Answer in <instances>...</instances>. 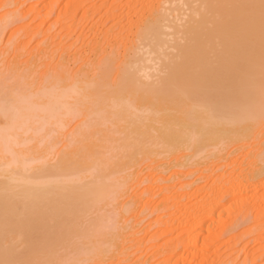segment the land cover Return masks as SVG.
Masks as SVG:
<instances>
[{
	"label": "bare ground",
	"instance_id": "obj_1",
	"mask_svg": "<svg viewBox=\"0 0 264 264\" xmlns=\"http://www.w3.org/2000/svg\"><path fill=\"white\" fill-rule=\"evenodd\" d=\"M140 4L144 6H139ZM126 5L131 14L142 7V10L135 14L136 20L133 19L135 22L132 17L130 19L134 24L131 23L132 21L128 23L133 24L134 30H129L133 31L134 38L129 41L127 48L130 49L129 51L131 49L135 51L132 52L133 55H130L131 52L127 53V57L124 56L125 59L122 57L121 66L115 71L117 76L115 75L108 84L107 81L100 85L85 81L88 82L86 84L83 80L80 81L81 79L79 81L75 79L76 82L66 86L67 84L64 85V83L56 84L58 82L53 80V83L45 84L47 86L41 87L36 94L27 93L28 96L20 91L14 92L9 103L4 105L2 104L4 101L0 99V164L3 167L0 173L7 172L11 168L23 167V163L32 154L39 155L38 151H30L28 147L20 148L28 141L27 138H34L31 133L38 135L41 142L47 141L53 134L60 135L63 128L79 115H81L80 118L85 115L90 116V119L94 117L96 120L94 126L97 123L104 124L110 132L121 135L124 142L132 140L131 143L120 146L121 150L126 149V153L128 152L121 157L127 158L129 155L130 162L122 164V166L128 164L122 169L118 167L121 164L115 163L121 169L116 170V165H108L111 159L105 154L106 159L98 160V163L97 160L91 162L93 167L90 166L89 169L95 170L93 179L79 183L76 181L78 184L72 185L69 189H66L68 186L64 189V185L60 184L62 183L60 177V182L51 179V182L48 180L49 183H31L32 185L25 187L17 185L18 182L8 184L7 182L10 183L11 180H5L6 185L5 183L4 186L0 185V264H18V262L21 264L22 261L26 264H35L33 261L37 264H47L56 257V255L48 257V251L54 244L58 246L53 249L54 252L59 251L60 246L65 252L67 249H64L67 246L65 241L69 238L83 239L95 233H100L94 235L95 238H100V235L106 232H103L106 229L102 227L106 224L102 223L101 226L99 223L103 218L100 221L96 220L97 218L86 221V214L91 213L94 206L96 208V205L102 202L101 200H107V197L111 199V194L114 193L120 180L119 174L128 172L135 163L134 158L138 155H143L146 159L157 157L156 154L165 155V152L169 155L170 151L175 153V150L180 148L194 150L196 153L199 149L197 141L200 138L202 141L203 136L210 134H215L216 139L211 146L217 148L216 151L219 153L229 145L227 144L229 142L248 139L257 128L259 137L264 136L262 129L264 126V0H128ZM136 5L140 8L135 9ZM180 16H185L183 18L186 19L183 20ZM140 47L146 48V52L143 50L146 56L149 55L147 58L136 56L137 52L142 50ZM152 60H158V67L155 62L156 69L152 66L156 73L149 71L151 66L145 63L138 64L142 61H150V64ZM110 74L111 71H108L105 76ZM86 103L89 104L88 109ZM85 122H82V127ZM70 134L75 137L79 135L77 137L79 139L81 130L75 128ZM83 134L85 137V133ZM145 142L150 143L147 145ZM117 143L112 146L113 150L110 147L106 149H110L111 152L116 151ZM153 149L162 151L156 153ZM49 156L46 154L31 158L35 161H44ZM254 157L253 160L256 162L254 166L259 168L258 173L262 175L264 173V142L262 145L260 143V148ZM190 158L186 161L179 158L176 164L183 166L188 165L186 164L188 162H195L196 158L193 159V155ZM57 159H55L56 162ZM56 164L58 169L60 161ZM70 164L69 162L65 167H63L64 163L61 164L59 170L62 171L58 172H53L55 169L53 168L54 174L50 175L55 179L59 172L62 174L64 172L63 175L59 173V176H64L65 171L71 167ZM99 165L104 168L98 169ZM107 165L112 167L108 168ZM52 166L55 167V165ZM89 169L87 168L88 172L91 171ZM114 173L118 175V179L113 177L115 180H109L108 177ZM57 178L55 180H58ZM115 183L117 184L113 187ZM238 183L240 182L225 186L226 189L223 191L217 192V190L218 199L214 202L209 198L211 202L193 204L189 202L190 205L187 208L180 206L181 200L177 196V198L174 196L175 200H179L177 202L172 196L171 198L163 197L161 202L166 203L160 202L162 205H166L170 199L174 201L173 205L171 204L173 201L170 204L175 211L173 210L174 213L171 212V216L168 217L175 215L178 221L182 219V216L184 217L182 231L187 235L186 238L183 235L185 239L179 240V243L182 242L183 245L184 242L190 241L196 244L198 236L194 233L198 231L199 226L202 227L203 221L209 216L213 219L211 217L214 214L213 210L225 196L235 193L237 188L241 191L240 193L251 190L248 183H240L241 185ZM214 197L216 198V194ZM170 218L165 223L172 224L174 221H169ZM79 219L87 223L84 224ZM79 222L81 226L78 225ZM178 226L180 230L182 224ZM168 230L164 233L170 232ZM16 238L24 245V249H19L21 244L14 242ZM60 241L64 242L60 243ZM77 241L69 245L70 248L77 249L71 264H84L91 258H98L97 255L105 250L104 246L96 244L93 240V246L89 245L91 247L81 251ZM87 241L83 242H91ZM73 244L75 246H72ZM167 244L171 246V249ZM167 244V246L164 245V250L168 251V258L165 257V260L171 263L178 262L181 258L176 256L178 243H175L176 247L173 246L174 243L170 245V242H167ZM18 245L20 246L17 247ZM76 245L80 247V250L76 248ZM189 245L192 248L193 243ZM15 248L22 250L23 253ZM110 248L107 251H110ZM63 251L60 250L58 253H61V256L66 254L65 257L70 254L66 257L70 258L72 252L64 253ZM36 252L51 259L47 262L45 257L46 262H43L41 254V257L40 255L38 257L42 259L38 262L35 258ZM52 254L54 253H50L49 256ZM59 260L60 257L54 260V263L51 261L50 263L56 264L55 262ZM61 260L67 262V259L61 258Z\"/></svg>",
	"mask_w": 264,
	"mask_h": 264
},
{
	"label": "rangeland",
	"instance_id": "obj_2",
	"mask_svg": "<svg viewBox=\"0 0 264 264\" xmlns=\"http://www.w3.org/2000/svg\"><path fill=\"white\" fill-rule=\"evenodd\" d=\"M127 2L128 0H0V99L4 101L2 104L9 103L14 92L20 91L23 95H33V93H38L41 87L47 86L45 84L53 83V80L58 82L56 84L63 85L64 83V85L67 84L66 86L80 79L86 84L91 81V83L96 82L98 85L105 84L106 81L108 84L109 81H112L115 78L116 69L122 64V57L124 58L130 52V55H133L132 52L135 51L134 49L129 51L130 49L127 46L130 44L129 41L134 38L132 25L134 24L133 19L136 17L135 14L142 10V7L139 6H144L140 4L138 6L140 9L137 5L134 6L135 9L140 11L131 14L132 12L127 10ZM131 17L133 21L130 20ZM129 22L133 24L129 25ZM141 49L140 51L143 53L137 50V54L140 53V55L136 54V56L147 58L149 55L146 56L145 54L146 48ZM151 58L153 59L152 56ZM149 62L142 61L138 64L145 63L147 66H151L152 70H149L151 73H156L152 66L156 69L158 60H152L151 63L153 62V64L150 63L151 65ZM108 71H111V74L107 78L105 73ZM27 100L26 98V102ZM26 102L24 101V103ZM88 107L89 104L87 109ZM80 117L81 115L72 120V123L69 122L60 135H52V132H50L52 136L47 141L41 142L38 135L34 132L31 133L34 138H27L28 141L20 148L25 149L28 147L27 149L30 151L39 152V155L32 154L31 157L38 158L46 154L50 156L44 161H35L29 157L23 163V167L11 168L7 172L0 173V185L4 186L5 180H11L10 183L7 182L8 184H17L18 182L17 185H24L25 187L29 184L32 185L31 183H49L51 179L60 182L62 179L60 184L64 185V189L66 186H68L66 189H69L79 182L93 179L95 170L89 168L90 166L93 167L92 163L96 160L98 163V160H104L108 157L112 161V158L115 157L116 159L114 158L113 162L110 161L111 163L109 162L108 165L121 164L118 166L121 169L127 166L128 164L125 166H122V164H126L127 161L130 162V156L128 155L127 158L121 157L122 154L126 153V149L121 150L120 146L131 143L132 140L124 142L120 137L121 135L110 132L104 124L97 123V127L94 126L96 121L94 117L92 119L87 115ZM85 118L87 120H84ZM83 121L86 122L82 127ZM74 127L79 131L81 130L79 139L77 138L79 135L75 137L70 134L75 130ZM257 129L248 139L227 143L229 145L226 144L225 149L219 153L216 151L217 148L211 146V143L216 139L215 134H210L203 136L202 141H200L201 138L197 141L199 149L196 150V153L194 150L180 148L177 151L175 150V153L170 151L169 155L165 152V155L161 156L162 153L160 155L156 154L157 157L153 156L146 159L145 156L138 155L137 158H134L136 164L134 163L135 165L133 164L128 172L119 174L121 178L123 177V180L120 182L121 178L119 177V183L115 188L116 192L114 190V193L111 194L112 200L107 197V200L104 199L105 202L104 200L99 201V205H96L99 208L94 206L91 213L86 214V221L96 218L100 221L103 218L102 222L99 223L101 226L102 223L106 224L102 227H105L106 230L103 228V232L106 231L107 236L101 232L102 235L99 237L102 240L100 241V238L94 237L95 234L99 235L100 233L92 234L93 236L89 234L83 239L76 237L79 241L72 236L73 239L69 238L65 241L67 246H64V249H68L73 241H77L81 251L84 248L86 250V247H91L89 245L93 246V240L96 244L104 246L105 250L97 255L98 258H91L84 264H264V173L259 175V168L254 166L256 162L253 160L254 155L257 154L260 148V143L262 145L264 142V136H262L263 138L259 137V129ZM262 129L264 130V126ZM83 133H85V137ZM117 137L120 138L117 139ZM77 139L78 141H76ZM116 143L117 150L111 152L113 150L111 149L112 146ZM148 143L150 142H145L147 145ZM108 147L111 150L106 149ZM211 147L215 150L213 151ZM153 150H156V153L159 151V149ZM65 153L67 156H65ZM105 154H107V157ZM192 155L193 159L196 158L195 162H188L186 163L188 165L183 166L176 164L180 160L179 158L186 161L187 158L191 159ZM62 158L66 162H63ZM55 159H57V162L60 161L58 169ZM61 161L65 164L63 167L68 165L69 162L71 167L65 171L64 176H62L64 172L63 174L59 172L62 174L61 176H59V173L56 177L54 176L55 179L58 177V180H55L50 174L53 168H55L53 172L62 171L59 170L61 164L63 165ZM85 161L90 164L85 163ZM131 164L129 165L131 166ZM52 165H55V167ZM101 167L104 168L102 165L97 168L100 169ZM110 167L112 166H108V168ZM114 167L113 169H120L117 165ZM2 168L0 164V169ZM87 168L91 171L88 172ZM115 173L108 177L109 180L118 179V175H115ZM74 174L76 175L74 176ZM48 180L50 181L48 182ZM237 182L241 184L248 183L251 190H248L247 193H240L241 191L237 188L235 193H230V195L224 197L225 199H221V204L218 203L217 208L215 206L216 209L213 210L214 216L211 215L213 219L209 216L203 221V225L201 223L202 227L199 226L198 231L194 233L198 236L196 244L186 241L182 245L181 241L187 235L186 231V235L182 231L184 229V217L182 216L179 221L175 215L171 218L168 217L171 216V212L174 213V209L171 208L174 201H179L175 198H180L179 203L181 202L180 206L182 208H184L183 206L187 208L190 205L189 202L191 204L202 203L211 199L214 202L218 199L217 194L219 193H216L217 190V192L223 191L226 189L225 186L236 185ZM221 186H223L222 189ZM193 193L196 194L193 195ZM170 196L172 198L175 196L174 201L170 199L166 205H162L166 203L161 202L163 197L171 198ZM168 218H170L169 221L173 220L174 222L172 224L165 223L168 222ZM209 220H212V225ZM80 222L87 223L83 219ZM80 222L79 226H81ZM181 224L182 228L179 230L178 225ZM208 226L210 228H207ZM168 229L170 232L164 233ZM181 231L182 233H180ZM104 238L107 241H104ZM68 240L69 243H67ZM84 240L91 241L92 244H90L91 242H83ZM179 240H181V243H179ZM14 242L21 244L18 238L14 239ZM62 242L64 241H60V243ZM167 242H170V245L174 243L173 246L178 243L176 256L181 258L178 262L176 261L177 263L165 260L168 258V251L164 250V245ZM190 243H193L192 248L190 245L188 246ZM77 245L76 248L80 250ZM23 246L21 244L19 249H24ZM55 247H58L57 244L49 249L48 257L55 255L56 257L50 260L51 258L45 256L47 262L50 260L54 263V260L56 261L60 257V260L55 262L56 264H68V262L71 264L77 249L74 247L66 249L67 252H72L70 258H66L70 254H67L66 257V254L61 256V253L58 252L63 251V247L60 246L59 251L54 252ZM108 248L111 250L107 251ZM20 251L23 253L22 250ZM190 252L192 254H189ZM50 253L54 254L49 256ZM41 254L36 252L35 258L38 262L42 258L43 262H46L43 254V257L40 258ZM61 258L67 259V262L65 263ZM50 261L47 264H52ZM33 263L37 264L36 261H33Z\"/></svg>",
	"mask_w": 264,
	"mask_h": 264
}]
</instances>
